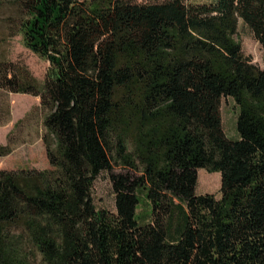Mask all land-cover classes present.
<instances>
[{"label": "trees", "instance_id": "16d2710c", "mask_svg": "<svg viewBox=\"0 0 264 264\" xmlns=\"http://www.w3.org/2000/svg\"><path fill=\"white\" fill-rule=\"evenodd\" d=\"M242 20L264 47V0H0L7 34L51 61L41 81L0 56V88L41 96L52 164L0 168V264H33L24 241L46 264H264V65ZM104 170L116 210L95 201Z\"/></svg>", "mask_w": 264, "mask_h": 264}, {"label": "rangeland", "instance_id": "374dc122", "mask_svg": "<svg viewBox=\"0 0 264 264\" xmlns=\"http://www.w3.org/2000/svg\"><path fill=\"white\" fill-rule=\"evenodd\" d=\"M187 2H210L213 0H186ZM238 37L243 43L244 51L253 57V60L264 65V47L255 37L251 27L243 20L240 22ZM7 56L15 61L26 63L34 74L44 81L51 66V61L31 49L23 33L8 35L4 24L0 21V56ZM238 105L234 98L228 96L223 99V114L225 128L230 136H238L237 126ZM47 109L43 106L40 95L14 92L0 88V141L12 145L9 154L0 155V168L45 169L52 166L44 134V122ZM117 170L122 167L117 166ZM198 192H212L222 196V174L220 171H210L200 168ZM93 194L99 207L116 210V192L109 170H104L97 178ZM140 204L138 216L141 221L150 220L152 203L146 190H140ZM25 251L33 253V264H46L40 253L29 241L23 242Z\"/></svg>", "mask_w": 264, "mask_h": 264}, {"label": "crops", "instance_id": "0c3cea01", "mask_svg": "<svg viewBox=\"0 0 264 264\" xmlns=\"http://www.w3.org/2000/svg\"><path fill=\"white\" fill-rule=\"evenodd\" d=\"M229 98H234L233 96H228ZM234 100H235V98H234ZM236 101V100H235ZM238 108H239V106H238ZM235 137H237V136H235Z\"/></svg>", "mask_w": 264, "mask_h": 264}]
</instances>
